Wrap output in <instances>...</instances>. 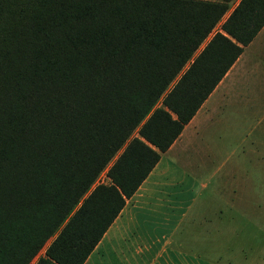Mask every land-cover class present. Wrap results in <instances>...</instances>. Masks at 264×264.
Returning <instances> with one entry per match:
<instances>
[{
  "label": "trees",
  "instance_id": "trees-1",
  "mask_svg": "<svg viewBox=\"0 0 264 264\" xmlns=\"http://www.w3.org/2000/svg\"><path fill=\"white\" fill-rule=\"evenodd\" d=\"M263 24L264 0H0V264H83Z\"/></svg>",
  "mask_w": 264,
  "mask_h": 264
},
{
  "label": "crops",
  "instance_id": "crops-1",
  "mask_svg": "<svg viewBox=\"0 0 264 264\" xmlns=\"http://www.w3.org/2000/svg\"><path fill=\"white\" fill-rule=\"evenodd\" d=\"M247 141L249 150L241 149ZM263 144L264 24L160 153L83 264H212L213 231L223 229L222 216L232 208L225 198L239 197L237 185L244 182L252 183L249 196H259L253 184L260 174L241 158ZM237 149L239 156L225 165V151Z\"/></svg>",
  "mask_w": 264,
  "mask_h": 264
},
{
  "label": "rangeland",
  "instance_id": "rangeland-1",
  "mask_svg": "<svg viewBox=\"0 0 264 264\" xmlns=\"http://www.w3.org/2000/svg\"><path fill=\"white\" fill-rule=\"evenodd\" d=\"M228 12L229 10L220 18L215 27L216 30ZM248 144L249 141L242 144L241 149L249 150ZM260 148V150L249 151L254 155L249 152L245 155L243 152L245 156L243 155L241 158L245 168H250L260 174V180L253 184L257 187L255 194L259 196L254 198L249 196L252 183L244 182L237 185L242 189L239 192V197L225 198L232 208L222 216L223 229L219 227L213 231L214 245L208 247L209 250L212 249L209 252V256L213 258L212 264H264V144ZM239 151L240 149L225 151L223 156L226 161L225 165H229L234 158L238 157ZM99 179L103 182L107 181L101 175ZM227 185L225 189L228 187L230 189L233 183L230 182ZM220 188L224 189L223 184ZM220 188L217 192L223 194L224 191ZM234 209H238L242 213H235ZM42 251L38 255H41Z\"/></svg>",
  "mask_w": 264,
  "mask_h": 264
},
{
  "label": "built area",
  "instance_id": "built-area-1",
  "mask_svg": "<svg viewBox=\"0 0 264 264\" xmlns=\"http://www.w3.org/2000/svg\"><path fill=\"white\" fill-rule=\"evenodd\" d=\"M105 170L106 169L102 170L100 172V174L95 178V180L93 181L91 187H93L95 184H98V183H102L103 182L102 180L99 179L100 178V175L103 176V177H105V179L107 180V177L105 175Z\"/></svg>",
  "mask_w": 264,
  "mask_h": 264
}]
</instances>
